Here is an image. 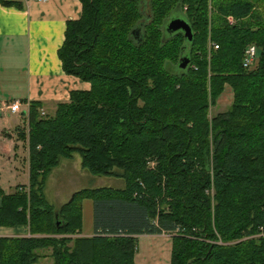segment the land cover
<instances>
[{
    "label": "trees",
    "instance_id": "1",
    "mask_svg": "<svg viewBox=\"0 0 264 264\" xmlns=\"http://www.w3.org/2000/svg\"><path fill=\"white\" fill-rule=\"evenodd\" d=\"M79 2L57 56L89 87L51 114L29 101L13 127L27 182L0 188V226L28 235L0 236V264H34L47 249L51 264H133L137 236L161 233L168 264H264V0ZM176 17L189 40L165 30ZM224 85L231 101L210 114ZM74 153L123 184L80 188L54 207L46 177ZM85 198L90 235L80 234Z\"/></svg>",
    "mask_w": 264,
    "mask_h": 264
},
{
    "label": "crops",
    "instance_id": "2",
    "mask_svg": "<svg viewBox=\"0 0 264 264\" xmlns=\"http://www.w3.org/2000/svg\"><path fill=\"white\" fill-rule=\"evenodd\" d=\"M3 1L7 3L0 1V188L8 193L15 185L27 182L26 148L16 140L13 127L22 121L28 102L39 101L42 111L51 114L57 102L68 100L70 91L88 89L89 84L66 74L57 56L66 21L79 17V0ZM11 100L20 102L18 112L11 113L4 107ZM230 101L231 90L224 85L215 106L228 105ZM4 173L8 176L5 184L12 183L2 184ZM82 200L81 217L82 203L91 205ZM91 233L90 219L89 225L80 227V234ZM26 235V225L0 226V236ZM170 249L167 234L138 235L133 264H168Z\"/></svg>",
    "mask_w": 264,
    "mask_h": 264
},
{
    "label": "rangeland",
    "instance_id": "3",
    "mask_svg": "<svg viewBox=\"0 0 264 264\" xmlns=\"http://www.w3.org/2000/svg\"><path fill=\"white\" fill-rule=\"evenodd\" d=\"M227 105L221 104L220 106H213L209 109L210 114L216 111L224 110ZM49 114V113H45ZM24 149V148H23ZM66 164V165H63ZM3 176V175H2ZM7 174L4 173L2 180L3 185H8L12 181L7 182ZM123 184L121 179L108 177V176H96L88 173L85 169L79 166V157L77 153H74L71 159H60L59 165L54 167L49 176L47 177L44 186V195L54 207H58L65 202L70 194L80 188L95 187V186H111L120 187ZM87 200L91 205L85 206L82 203V217L81 226L84 229L90 224L92 202ZM41 258L34 264H51V259L48 256L49 250L41 251Z\"/></svg>",
    "mask_w": 264,
    "mask_h": 264
},
{
    "label": "built area",
    "instance_id": "4",
    "mask_svg": "<svg viewBox=\"0 0 264 264\" xmlns=\"http://www.w3.org/2000/svg\"><path fill=\"white\" fill-rule=\"evenodd\" d=\"M37 1H46V0H37ZM226 20L228 23L234 22V19L230 16H227ZM209 45L213 49L217 48V45L214 43H209ZM255 55H256L255 47L252 44L246 46L243 52L242 60H241L242 66L245 68L251 66L254 61ZM4 107L11 113L18 112L20 110V102L18 100H11L5 103ZM40 113L43 114L42 109H40ZM216 242L221 243L219 240H217Z\"/></svg>",
    "mask_w": 264,
    "mask_h": 264
},
{
    "label": "water",
    "instance_id": "5",
    "mask_svg": "<svg viewBox=\"0 0 264 264\" xmlns=\"http://www.w3.org/2000/svg\"><path fill=\"white\" fill-rule=\"evenodd\" d=\"M165 30L167 32L181 31L182 34L189 40L191 38V32L188 24L180 18H171L165 24ZM188 59L185 56H180L178 59V67L184 68Z\"/></svg>",
    "mask_w": 264,
    "mask_h": 264
}]
</instances>
